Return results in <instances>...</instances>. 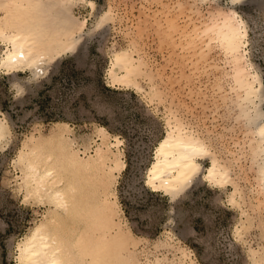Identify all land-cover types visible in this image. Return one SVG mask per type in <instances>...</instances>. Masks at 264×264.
Segmentation results:
<instances>
[{"label":"rangeland","instance_id":"rangeland-1","mask_svg":"<svg viewBox=\"0 0 264 264\" xmlns=\"http://www.w3.org/2000/svg\"><path fill=\"white\" fill-rule=\"evenodd\" d=\"M95 2V15L110 9L112 18L95 29L90 8L75 7L76 15H88L92 32L87 27L75 51L51 62L44 76L0 71V117L6 118L10 133L9 144L0 150V264H16V240L48 207L24 200L16 186L15 176L20 172L13 158L25 143L32 146L34 137L49 135L57 122L69 124L71 135L80 143L99 125L123 139L127 167L116 191L127 219L123 238L139 264L154 259L166 264H252L253 258L261 260L264 203L261 206L259 201L249 126L236 116L223 114L226 104L217 82L224 52L219 46L213 48L203 33L208 24L229 11V0ZM234 6L247 20L249 58L264 83V0H245ZM117 48L135 50L142 62L135 79L143 92L109 83L111 52ZM170 115L206 137L213 153L223 160H235L234 178L247 194L242 206L228 203L232 186L217 188L201 178L172 197L146 184L147 167L166 133ZM237 227L242 228L238 231ZM168 229L178 239H171Z\"/></svg>","mask_w":264,"mask_h":264},{"label":"bare ground","instance_id":"bare-ground-1","mask_svg":"<svg viewBox=\"0 0 264 264\" xmlns=\"http://www.w3.org/2000/svg\"><path fill=\"white\" fill-rule=\"evenodd\" d=\"M242 1L245 0H229V11L208 24L203 33L213 48L219 46L224 52L217 82L226 104L222 113L234 119L236 116L249 126L262 206L264 83L249 58L247 20L233 7ZM96 4L95 0H0V71L7 75L28 71L34 78L44 76L51 62L75 51L89 28L88 15H76L74 8L87 6L93 16ZM111 18L110 9L102 10L95 15L93 27L97 29ZM134 51L112 50L108 81L143 92L135 79L142 62ZM235 97H239L238 102L229 105ZM57 124L49 135L34 137L32 146L25 143L13 158V166L20 172L15 176L16 186L24 200L48 206L42 218L16 240V264H139L137 256L128 250L129 241L123 238L127 219L116 191L118 178L127 167L123 139L99 125L80 143L71 135L69 124ZM9 134L6 118L0 117V150L9 144ZM208 159L210 163L203 167ZM234 164L235 160L225 161L213 153L207 138L197 130L170 115L166 133L155 146L154 159L147 167L146 184L172 197L201 178L217 188L232 186L228 203L242 206L246 192L235 180ZM167 233L171 239H178L172 229ZM253 260L252 264H264V251L261 260ZM147 264L166 263L154 259Z\"/></svg>","mask_w":264,"mask_h":264}]
</instances>
